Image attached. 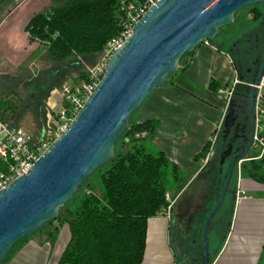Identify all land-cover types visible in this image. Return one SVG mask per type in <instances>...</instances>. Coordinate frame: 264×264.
Returning a JSON list of instances; mask_svg holds the SVG:
<instances>
[{"label": "trees", "instance_id": "1", "mask_svg": "<svg viewBox=\"0 0 264 264\" xmlns=\"http://www.w3.org/2000/svg\"><path fill=\"white\" fill-rule=\"evenodd\" d=\"M6 1L8 0H0V4ZM143 1L51 0L49 7L33 14L25 24L24 30L28 35L29 42L37 41L43 47L44 59L51 63L50 70L52 69V71L50 73L52 76L62 79L58 80L60 83L53 86L61 87L67 80L65 79L67 72L72 70L69 69L71 66L79 69L83 67L84 60L89 64L94 62L97 56L103 53L107 42L118 37L123 30L128 5L138 6ZM259 27H263L262 24ZM213 39L205 41L213 42ZM258 42L259 38L256 34L253 39L246 40L248 48L242 50L235 44L234 48L237 53L231 52L234 69L239 76L241 73L244 74L243 81L247 83L253 79L252 60L262 54V45L260 48ZM94 64L92 63L90 66ZM249 67L250 73L247 70ZM79 72L78 80H73L75 83L87 78L85 68ZM47 81H50L48 77L42 81L43 83L40 81L35 84L33 89L39 91V96L46 93ZM218 87L219 84L214 85L213 81L210 82L211 89L217 90ZM247 93L248 86L243 85L242 94L246 96ZM0 118L10 125L17 126L1 116ZM135 129L144 132V136H139V138L132 134V131H128L124 136L126 138L120 139L118 144L120 136L124 133L122 131L116 140L113 157L95 170L99 172V185L92 184L88 179L89 175L78 186L73 197L59 209L58 215L53 218L59 220L60 225L66 224L70 234L69 240L60 254L58 264H141L146 244L148 219L164 214L166 209L169 206L172 208L177 200L185 199L188 188L195 181L202 179L206 175V171L210 170L213 173L210 179L205 180L206 186L203 187L202 193L209 194V206H214L225 179L224 164L241 149L237 148L235 151L236 145L233 144L232 154L225 159L221 173L219 167L214 166L211 157L195 178L189 181L183 179L176 163L170 161L162 150L157 149L155 152L146 150L145 145L156 133L157 122L155 120L142 121ZM219 134L221 150L224 142L221 132ZM116 144L120 146L121 151L120 148L116 150ZM209 148L210 142L205 144L194 160L198 162L206 155ZM4 167V163L0 161V170ZM168 169L173 174V182H171L174 186V193L172 195L170 193L172 186L169 183L171 179L169 180L166 175ZM234 171L228 191L217 211L218 216L214 217L212 229L208 233L210 263L222 246L231 227L234 208L232 194L235 196L237 189L236 167ZM233 175L234 179H232ZM240 175L264 186V152L260 158L244 161L240 167ZM230 190L231 192H229ZM166 193H169L172 200L166 198ZM227 195H229V199ZM226 198L228 202L223 205ZM208 203L207 208L210 210ZM224 218H226L225 224H223ZM41 227L43 224L37 230ZM57 234L58 227H55L53 232H48L47 237L55 240ZM213 240L216 242V249L213 245L211 246ZM191 246L181 245V253L184 257L189 254ZM201 247L200 245L202 255ZM191 256L192 262H199V259Z\"/></svg>", "mask_w": 264, "mask_h": 264}, {"label": "water", "instance_id": "2", "mask_svg": "<svg viewBox=\"0 0 264 264\" xmlns=\"http://www.w3.org/2000/svg\"><path fill=\"white\" fill-rule=\"evenodd\" d=\"M264 0H158L134 23L122 44L108 58L105 70L84 107L69 128L55 139L34 162L27 175L15 178L0 190V262L19 239L32 234L55 218L78 186L114 155L117 138L132 112L162 86L166 76L178 69L185 52L202 41L213 39L219 28L233 21L241 7ZM264 72L262 60L247 83L246 102L250 118H255V86ZM232 98L223 116L221 134L225 138L235 124ZM235 138L220 154L219 172L232 154ZM252 137L229 163L219 198L203 229V264H210L206 231L219 209L237 165L251 155ZM237 189L235 191V200ZM171 210V208H170Z\"/></svg>", "mask_w": 264, "mask_h": 264}, {"label": "crops", "instance_id": "3", "mask_svg": "<svg viewBox=\"0 0 264 264\" xmlns=\"http://www.w3.org/2000/svg\"><path fill=\"white\" fill-rule=\"evenodd\" d=\"M17 1L0 19V51L7 49L8 52L19 54L24 52L28 38L25 25L18 23L17 9L21 2ZM31 53L26 57L31 56ZM234 78L231 57L221 49L204 43L190 55L184 68L173 76L171 82L154 89L144 102L141 122H157L156 133L151 138L153 146L176 163L179 173L185 174L184 180L194 179L212 157L211 153L205 163L207 152L198 162L194 160L205 144L220 133L219 125L226 107L225 93L220 91ZM211 81L214 85L219 84L217 90L210 88ZM238 165L236 184L245 193L240 198L236 196V200L234 196L233 228H230V234L210 264H258L263 251L264 186L241 177V166ZM212 173L211 170L206 171L202 179H210ZM252 193H256V196ZM188 199L178 200L177 204L186 205ZM253 230H258V235ZM69 237L68 226L64 224L54 242L43 243L42 246L27 244L11 264H58ZM172 254L167 212L150 217L141 264H174Z\"/></svg>", "mask_w": 264, "mask_h": 264}, {"label": "rangeland", "instance_id": "4", "mask_svg": "<svg viewBox=\"0 0 264 264\" xmlns=\"http://www.w3.org/2000/svg\"><path fill=\"white\" fill-rule=\"evenodd\" d=\"M19 1L21 3L17 9V13H19L18 23L21 26L22 24L25 25L28 19L33 14L41 11L42 9L46 7H49L51 3V0H22V1L19 0ZM17 2H18L17 0H8L3 4H0V19L2 16H4L6 11L12 8ZM263 16H264V1L259 2L254 5H247V6L241 7L234 13L233 21L228 25L222 26L218 30V32L214 36V39L212 40L213 42L204 41L200 43V45L204 43H208L215 47H219L224 53L228 54L231 57V52L237 51L236 48H234L235 44L237 48H241L242 50H245L246 48H248L247 47L248 44L246 43V40L249 38L253 39V36L254 35L256 36L257 34L259 38L258 43L260 44V48H261L262 40H264V23H261V22H264ZM261 24L263 27L260 28L259 26ZM196 48L191 53H185L179 59L177 71L174 73H170L168 77L166 78L163 85L171 82L173 76L180 69L184 68L186 62L190 59V55L194 53ZM24 49H25L24 52L22 51L23 53H19V54H16L14 52L12 53L8 52L7 49H2L0 51V100H2L0 101L1 102L0 103L1 104L0 105V116L8 120L9 122L13 124H17V126L24 127L27 131L37 135V134H40L42 130L47 128V126H49V124L56 118V113L59 107L58 91L60 88H55L53 85L56 86L58 83H60L62 79H57V76H52V73H50V71H52V69L50 70L51 63L48 62L46 59H44V55H43L44 50H43V47L40 46L39 42L37 41L28 42V40H26ZM29 52H32L31 56L26 57V55ZM101 58H102V54L100 56H97L96 60L95 61L93 60L94 62L92 63H96ZM232 59L233 58L231 57V60ZM86 62L88 61L84 60L83 67L79 69H75L73 66H71L73 68L68 67L69 69H72V70H69L70 71L69 73L67 72V75L65 78L67 80L65 82L71 83L73 82V80H78V74H80L79 71L81 69L84 70V68L85 70H87L88 69L87 67H90V64H92V63L89 64ZM47 77L50 79V81H47L48 84L46 83L45 85L47 86L46 93L39 96V91L33 89L34 85L40 81L42 82L44 79H47ZM55 81L56 82L58 81V82L56 83ZM231 83L225 86V88H223V91H220L221 93L223 92L225 93L224 98L226 99V102H227V97L230 94ZM144 102L139 106V108L136 111L132 112V114L130 115L128 124L126 128L123 130L124 133L120 136L121 138H119L118 144L120 142V139H122L128 131L129 132L132 131V134H134L136 137L144 136V132H139L138 130L135 129V127L139 123H141V111L143 109ZM222 120L219 125V132H221L220 130L222 127ZM50 125L52 126L53 124H50ZM219 135L220 134L217 133L215 143L212 145V147L210 144V150L212 152L211 160L212 162H214V166L216 167L217 166L219 167V162H220ZM118 144H116V150H119L120 148ZM145 147L147 151H153V152L159 149L153 146L151 140L147 142ZM120 151H121V148H120ZM251 152H252L251 156L248 154L247 159L260 158L258 157L260 156V154L257 151L254 152L253 150H250V153ZM231 159L232 157L230 158L229 161H227L226 164H224V167H223L224 172L225 171L227 172L226 169H228ZM243 162L239 163L240 166L242 165ZM236 172H237V167H236ZM234 174H235V171H234ZM166 175L169 180L171 179L169 183H171L170 186H172L170 189V193L172 195L174 193V186L172 183L173 174L168 169ZM181 175L185 176V174H181ZM88 179L90 180L92 184H95L98 186L99 185V172L98 171L93 172L89 176ZM232 179H234V175ZM235 182H236V178H235ZM205 186H206V182L203 179H199L195 181V183L192 184L188 188V190L186 191V196H185V198H189L186 201L187 205L192 204L193 202L197 203L200 200V197L204 193V192L202 193L203 187ZM237 187L239 188V186ZM96 192L99 193L97 190ZM252 195L256 196V193H252ZM227 196L229 199V195ZM228 199L227 198L225 199V201L223 202V205H225L224 204L225 202H228ZM214 206L211 207V205L209 206V203H208V207L210 208V211L214 208ZM234 218H235V213L232 218L231 228H233ZM63 225L64 224L60 225V221L56 219L50 220L49 222H45L43 224V227H41L39 230H36L32 234L26 235L24 238L18 240L10 248V250L6 253V255L4 256L0 264H11L12 260L16 256H18V253L22 251V249L27 244L36 243V245L42 246L43 243L54 242L55 240H52L47 237L48 232H53L54 228L58 227V233H59ZM253 232L256 235H258L259 233L258 230H253ZM200 235L201 233L198 232L197 235L193 237V239L194 238L200 239ZM249 238L252 241H254L252 237H249ZM191 243L188 240H184L183 246L187 245V247H190ZM44 245H47V244H44ZM212 245L213 247H216L215 240L211 242V246ZM193 248L194 247L192 243V249ZM172 256L174 259L175 257L174 254H172ZM258 264H264V249L261 253V258Z\"/></svg>", "mask_w": 264, "mask_h": 264}, {"label": "built area", "instance_id": "5", "mask_svg": "<svg viewBox=\"0 0 264 264\" xmlns=\"http://www.w3.org/2000/svg\"><path fill=\"white\" fill-rule=\"evenodd\" d=\"M157 1L144 0L138 6L128 5L123 30L118 37L107 42L102 58L94 65L87 67L86 80L77 83L64 82L61 85L58 91L59 107L55 120L50 123L53 124L52 126L49 124L40 134L36 135L27 131L24 127L10 125L0 118V161L5 165L4 169L0 170V190L8 186L15 178L27 175L34 162L49 148L52 142L66 132L73 118L84 107L90 94L95 89L114 49L122 44L124 38L130 34L134 23ZM255 88L256 128L252 140V149L254 152L259 151L261 156L264 152V72L260 83ZM216 136L217 134L210 141L211 147L215 143ZM211 153V150L208 151L205 163ZM244 193L243 190L238 188L237 197L240 198ZM169 197V193H166V198L171 199ZM168 210H170V206L165 212Z\"/></svg>", "mask_w": 264, "mask_h": 264}, {"label": "flooded vegetation", "instance_id": "6", "mask_svg": "<svg viewBox=\"0 0 264 264\" xmlns=\"http://www.w3.org/2000/svg\"><path fill=\"white\" fill-rule=\"evenodd\" d=\"M234 52L237 53V51H234ZM261 60H262V54L257 55L254 58V60H252L253 77H254L255 70L257 69V67H259L261 63ZM247 70H248V73H250V70H251L250 67ZM243 75L241 73V76H239L237 71L235 70L234 79H237V80L236 81L232 80L231 90H230L229 96L227 97L224 114L226 113V109L228 107L229 98H233L232 102H233L234 112L237 117H236L235 124L230 129L229 134L225 138H223L222 136L224 145L221 146L220 154L223 152V150H225L232 136L236 137L235 143H234V146L236 145L235 151L237 150V148L244 147L247 144V142L251 139V137L253 139V136H254V132L256 128V125H255L256 118H254L253 120L250 118V108L248 107V104L246 102V96L242 94L243 85H247V82L243 81V77H244ZM221 189H220V192H221ZM220 192H219V195H220ZM229 192H231V190ZM208 195L209 194H206L205 192L204 194H202V196L200 197V200L197 203L193 202L192 204H188V205L186 203V205H182V206H179L177 204V201H178L177 200L175 205L171 208V210L167 211L168 217L170 219V245H171L172 252L175 256L174 264H203V258H204L203 229H204V225L207 220V217L209 213L212 211V210L211 211L208 210L207 208V203L209 202ZM232 195L234 197V194ZM217 211L211 218L210 223L208 225V228L206 231L207 239L209 238L208 233L212 229V222L218 216ZM233 215H234V208H233ZM225 223H226V218H224L223 220V224ZM197 224H198V228L196 229ZM231 226H232V222H231ZM198 232L201 233L200 239H197V238L193 239V237L197 235ZM184 240H188L190 243L192 242L193 247H194L191 250V252L190 251L188 252L189 254H187L186 257H184L181 253V245H183ZM194 244L196 246H194ZM200 245L202 246L201 247L202 255L200 252ZM208 254H209V262H210L209 239H208ZM191 255L199 259V262L197 263L196 261L192 262Z\"/></svg>", "mask_w": 264, "mask_h": 264}]
</instances>
